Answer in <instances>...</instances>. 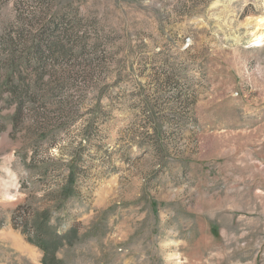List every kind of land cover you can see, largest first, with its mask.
<instances>
[{
    "label": "rangeland",
    "instance_id": "rangeland-1",
    "mask_svg": "<svg viewBox=\"0 0 264 264\" xmlns=\"http://www.w3.org/2000/svg\"><path fill=\"white\" fill-rule=\"evenodd\" d=\"M263 18L0 0V264H264Z\"/></svg>",
    "mask_w": 264,
    "mask_h": 264
},
{
    "label": "bare ground",
    "instance_id": "bare-ground-1",
    "mask_svg": "<svg viewBox=\"0 0 264 264\" xmlns=\"http://www.w3.org/2000/svg\"><path fill=\"white\" fill-rule=\"evenodd\" d=\"M264 22V18L263 19H260V21L256 24V27L259 26L260 23L263 24ZM253 41L256 43V44H261L264 40V29L259 31V29H256L254 31V34H253Z\"/></svg>",
    "mask_w": 264,
    "mask_h": 264
},
{
    "label": "trees",
    "instance_id": "trees-1",
    "mask_svg": "<svg viewBox=\"0 0 264 264\" xmlns=\"http://www.w3.org/2000/svg\"><path fill=\"white\" fill-rule=\"evenodd\" d=\"M38 240H40V237L38 238ZM38 245L40 248H42V250H45V246L43 245V243L41 244V241H38Z\"/></svg>",
    "mask_w": 264,
    "mask_h": 264
}]
</instances>
